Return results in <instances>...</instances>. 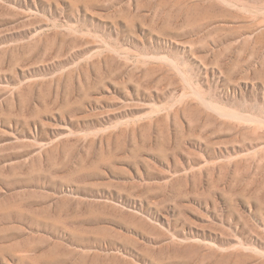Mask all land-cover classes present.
<instances>
[{
	"label": "rangeland",
	"instance_id": "374dc122",
	"mask_svg": "<svg viewBox=\"0 0 264 264\" xmlns=\"http://www.w3.org/2000/svg\"><path fill=\"white\" fill-rule=\"evenodd\" d=\"M0 264H264V0H0Z\"/></svg>",
	"mask_w": 264,
	"mask_h": 264
}]
</instances>
